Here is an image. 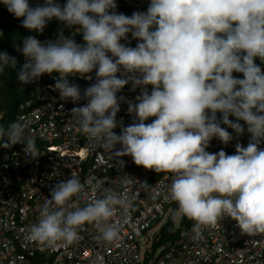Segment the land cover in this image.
I'll return each instance as SVG.
<instances>
[{
    "label": "clouds",
    "instance_id": "obj_1",
    "mask_svg": "<svg viewBox=\"0 0 264 264\" xmlns=\"http://www.w3.org/2000/svg\"><path fill=\"white\" fill-rule=\"evenodd\" d=\"M0 4L28 32L39 34L55 20L82 35L81 43L62 34L43 43L32 35L21 38V84L55 74L52 87L61 100L84 101L70 116L91 143L121 167L120 158L130 157L136 166L170 175L165 200L193 222L196 236L224 218L234 221L241 235L264 234V73L254 62L264 64V0H149L146 11L130 16L115 11V0ZM129 36L134 47L128 46ZM15 64L0 51V74ZM93 70L96 82L83 90L68 80H90ZM125 85L140 91L127 106L133 122L116 134L117 93ZM25 127L0 126V137L7 136L4 147L21 144L34 159L36 141ZM227 129L237 137L246 129L247 145L237 143L231 155L206 151L213 139L225 145L233 139ZM86 195L75 176L58 182L24 240L47 247L71 244L91 223L99 242H114L120 226L113 218L127 217L129 198L93 186V196L81 207L78 200Z\"/></svg>",
    "mask_w": 264,
    "mask_h": 264
},
{
    "label": "built area",
    "instance_id": "obj_2",
    "mask_svg": "<svg viewBox=\"0 0 264 264\" xmlns=\"http://www.w3.org/2000/svg\"><path fill=\"white\" fill-rule=\"evenodd\" d=\"M56 2L62 6L64 0ZM115 2L116 12L130 16L133 12L146 11L149 0ZM42 3L43 0H29L31 7ZM2 9L6 8L0 4V11ZM24 33L41 43L54 41L60 34L77 43L82 42L81 34H74V29L55 20L39 34L25 29ZM21 61L23 65V55ZM90 75L93 77L90 80L77 76H70L68 80L83 90L96 82L95 72ZM54 76L42 75L38 81L28 84H21L17 79L19 88L28 91L29 96L16 105L13 122L24 123L26 134L35 139L36 158L25 156L21 144L4 147L8 143L7 137L0 138V264H264V234L241 235L235 222L229 218L203 229L200 236L192 231L193 224L181 226L174 249L157 252L145 263L150 241L142 250L139 241L171 211L173 202L165 200L170 175L136 166L130 157L120 158L124 161L121 167L102 148L91 143L70 116V110L81 106L84 101L74 105L61 100L52 87ZM139 91L138 88L131 91L130 85H125L117 93L120 108L115 118L118 127L113 130L116 134H119L120 126L133 122L127 106L129 102L135 103ZM219 116L217 113V119ZM150 122L151 118L145 121L146 124ZM227 130L233 139L226 145L213 139L206 151L215 153L222 149L231 155L237 143L247 145L250 136L246 129L238 137L231 129ZM71 176L81 181L87 193L78 200L81 207L93 196V186L129 198L127 217L117 213L113 218L120 226L118 239L102 244L96 238L95 226L89 223L79 230L78 240L71 244L47 247L26 242V230L37 221L44 199L50 198V192L58 182ZM99 195L98 190L95 196Z\"/></svg>",
    "mask_w": 264,
    "mask_h": 264
},
{
    "label": "trees",
    "instance_id": "obj_3",
    "mask_svg": "<svg viewBox=\"0 0 264 264\" xmlns=\"http://www.w3.org/2000/svg\"><path fill=\"white\" fill-rule=\"evenodd\" d=\"M0 12V32H3L4 34V37L0 38V51L6 52L16 60L15 67L9 70L6 69L5 73L0 74V112L2 113L0 126L7 129L8 125L13 123L15 119L16 105L29 96V92L21 90L17 83V76L22 67V53L18 51L17 48L21 46L20 39L26 37V34L24 33V29L20 26V21L9 14L6 9H2ZM128 44L131 47H134L136 41L132 40L129 36ZM254 62L261 67V71L264 73V64H261L258 59ZM94 72L95 71L93 70L92 73ZM233 76L242 78L238 73H233ZM260 147L264 148V143H262ZM0 151H2V148ZM175 209L176 205L173 203L169 215L160 224L150 239V247L146 254V259L144 260L145 263H147L157 252L164 253L173 250L180 227L193 224L192 221L182 216H180L176 222L175 219L177 212H175Z\"/></svg>",
    "mask_w": 264,
    "mask_h": 264
},
{
    "label": "rangeland",
    "instance_id": "obj_4",
    "mask_svg": "<svg viewBox=\"0 0 264 264\" xmlns=\"http://www.w3.org/2000/svg\"><path fill=\"white\" fill-rule=\"evenodd\" d=\"M6 138V135L2 137V140H4ZM170 210V209H169ZM181 215L177 212V215H176V222L178 221L179 217ZM165 220L162 219L157 225H154L150 230H148L144 235L143 237L140 239L139 241V246L141 248V250L145 247V244H147L148 241H150V239L152 238L154 232L158 229V225L163 222Z\"/></svg>",
    "mask_w": 264,
    "mask_h": 264
},
{
    "label": "bare ground",
    "instance_id": "obj_5",
    "mask_svg": "<svg viewBox=\"0 0 264 264\" xmlns=\"http://www.w3.org/2000/svg\"><path fill=\"white\" fill-rule=\"evenodd\" d=\"M162 223V222H161ZM160 226V225H159Z\"/></svg>",
    "mask_w": 264,
    "mask_h": 264
}]
</instances>
